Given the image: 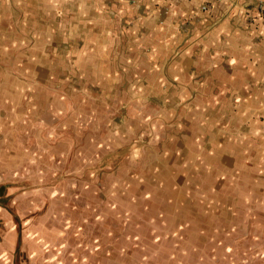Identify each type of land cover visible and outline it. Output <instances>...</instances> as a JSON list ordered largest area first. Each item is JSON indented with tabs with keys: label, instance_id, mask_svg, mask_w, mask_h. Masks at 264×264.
<instances>
[{
	"label": "crops",
	"instance_id": "crops-1",
	"mask_svg": "<svg viewBox=\"0 0 264 264\" xmlns=\"http://www.w3.org/2000/svg\"><path fill=\"white\" fill-rule=\"evenodd\" d=\"M241 198L263 207L264 0H0V264H178L264 235Z\"/></svg>",
	"mask_w": 264,
	"mask_h": 264
},
{
	"label": "rangeland",
	"instance_id": "rangeland-1",
	"mask_svg": "<svg viewBox=\"0 0 264 264\" xmlns=\"http://www.w3.org/2000/svg\"><path fill=\"white\" fill-rule=\"evenodd\" d=\"M233 205L235 206V209L237 211H240L241 213V230L246 231L248 230L251 225L246 224L247 220L244 219L243 211H251V210H264V203L263 207L260 208V206L253 205L250 207L247 202H244V200L241 198V201L239 199H235ZM262 221V220H259ZM257 228L260 230L263 227L260 226V224H257ZM250 231H252L250 229ZM245 233V232H242ZM223 243V247L219 245V248H217V244H212L211 241L209 243V251L208 253L204 251H194L192 252V255L189 253L185 256H182L180 258V261H177L178 264H264V235L254 236V234H242L241 235V241L236 242V238L230 234H224L222 237H220ZM71 241H73L71 239ZM257 247L254 250H249L250 248ZM217 249V250H213ZM120 253V251H118ZM110 255V258L115 260L117 258L118 264L120 263V257L118 258L117 252L113 251L106 252ZM177 254L184 255L183 252H177ZM206 254V257L205 255ZM92 255H95L92 254ZM101 257V255L99 256Z\"/></svg>",
	"mask_w": 264,
	"mask_h": 264
},
{
	"label": "built area",
	"instance_id": "built-area-1",
	"mask_svg": "<svg viewBox=\"0 0 264 264\" xmlns=\"http://www.w3.org/2000/svg\"><path fill=\"white\" fill-rule=\"evenodd\" d=\"M207 8L206 7H204V10H206Z\"/></svg>",
	"mask_w": 264,
	"mask_h": 264
}]
</instances>
